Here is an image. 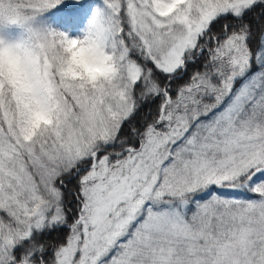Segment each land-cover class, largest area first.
<instances>
[{"label":"snow or ice","instance_id":"snow-or-ice-1","mask_svg":"<svg viewBox=\"0 0 264 264\" xmlns=\"http://www.w3.org/2000/svg\"><path fill=\"white\" fill-rule=\"evenodd\" d=\"M0 264H264V0H0Z\"/></svg>","mask_w":264,"mask_h":264}]
</instances>
